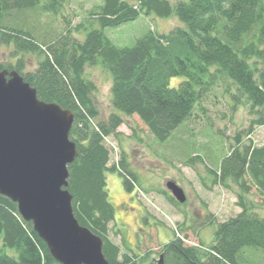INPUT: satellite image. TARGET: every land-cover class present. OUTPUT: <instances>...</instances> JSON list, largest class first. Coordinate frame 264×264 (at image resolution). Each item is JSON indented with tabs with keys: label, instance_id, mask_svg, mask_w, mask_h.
<instances>
[{
	"label": "trees",
	"instance_id": "obj_1",
	"mask_svg": "<svg viewBox=\"0 0 264 264\" xmlns=\"http://www.w3.org/2000/svg\"><path fill=\"white\" fill-rule=\"evenodd\" d=\"M69 1L0 0V45L11 48L16 58L15 63L0 62V72L17 71L41 101L74 113L70 140L79 155L69 166L68 191L76 219L102 239L109 264H156L150 252L123 251L113 239L115 210L106 172L120 170L129 192L138 176L123 161L109 168L105 141L124 124L123 114L137 116L153 138L168 142L196 110L204 111V98L220 85L237 90L235 110L240 105L248 109L245 136L264 127V0H100L77 26L65 11ZM63 11L65 30L55 36L44 32L42 18L60 17ZM151 15L176 17L182 25L167 32L152 28L126 47L107 34ZM26 55L36 60L33 70L26 68ZM99 64L111 75L112 107L121 113L113 111L107 119H101L95 102L97 85L86 75L88 67ZM174 77L183 78L177 87L170 86ZM241 134L211 171L214 184L239 190L242 211L218 224L208 251L174 238L162 250L164 264H246L244 249L264 250L260 204L247 198L255 189L264 208V146L242 142ZM8 248L16 255L7 254ZM0 264H59L17 204L1 194Z\"/></svg>",
	"mask_w": 264,
	"mask_h": 264
},
{
	"label": "rangeland",
	"instance_id": "obj_2",
	"mask_svg": "<svg viewBox=\"0 0 264 264\" xmlns=\"http://www.w3.org/2000/svg\"><path fill=\"white\" fill-rule=\"evenodd\" d=\"M99 4L100 0H70L65 11L77 26ZM63 14L64 11L59 16L62 18ZM60 17H43V31L53 36L62 33L65 23ZM176 25H182L176 17L141 16L117 30L107 31V34L117 45L126 47L134 45L152 28L167 32ZM9 61H16L12 58L11 48L0 45V62ZM24 61L28 70L34 69V57L26 55ZM86 75L97 85L95 102L101 119H107L116 112L112 107L111 75L100 64L88 67ZM182 80V77H174L170 86L177 87ZM236 92L230 86L215 87L202 102L204 111L196 110L165 143L153 138L137 116L126 117L116 112L124 117V124L116 135L105 141L111 151L109 168H118L123 161L138 176V184H134L133 191L129 192L124 187L120 170L106 172L109 201L115 210L111 232L123 251L131 248L139 254L150 252L153 261L160 264L164 246L176 237L186 246L208 251L215 242L218 224L242 211L238 205L239 190L214 184L211 171L216 170L229 153L238 133H242V142L250 139L255 146H264V127L255 128L249 138L245 136L249 112L245 105L234 109ZM168 183H174L184 191L185 203L174 205L169 201L168 196L172 194ZM121 198L123 203L117 204ZM247 198L260 204L257 211L264 218L262 200L255 189ZM6 253L16 255V250L8 248ZM242 253L246 264H264V250L246 248Z\"/></svg>",
	"mask_w": 264,
	"mask_h": 264
},
{
	"label": "water",
	"instance_id": "obj_3",
	"mask_svg": "<svg viewBox=\"0 0 264 264\" xmlns=\"http://www.w3.org/2000/svg\"><path fill=\"white\" fill-rule=\"evenodd\" d=\"M74 121L72 111L41 101L17 71H1L0 194L17 204L59 264H109L102 239L73 212L69 166L79 155L70 140ZM167 187L176 201L186 202L178 185Z\"/></svg>",
	"mask_w": 264,
	"mask_h": 264
},
{
	"label": "bare ground",
	"instance_id": "obj_4",
	"mask_svg": "<svg viewBox=\"0 0 264 264\" xmlns=\"http://www.w3.org/2000/svg\"><path fill=\"white\" fill-rule=\"evenodd\" d=\"M122 204L123 203V200H122V198L121 199H119L118 201H117V204Z\"/></svg>",
	"mask_w": 264,
	"mask_h": 264
}]
</instances>
